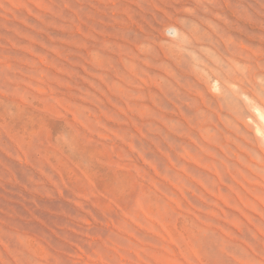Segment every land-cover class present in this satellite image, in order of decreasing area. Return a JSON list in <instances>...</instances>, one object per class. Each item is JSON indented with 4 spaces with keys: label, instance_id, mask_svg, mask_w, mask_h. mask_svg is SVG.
<instances>
[{
    "label": "rangeland",
    "instance_id": "obj_1",
    "mask_svg": "<svg viewBox=\"0 0 264 264\" xmlns=\"http://www.w3.org/2000/svg\"><path fill=\"white\" fill-rule=\"evenodd\" d=\"M264 0H0V264H264Z\"/></svg>",
    "mask_w": 264,
    "mask_h": 264
},
{
    "label": "bare ground",
    "instance_id": "obj_2",
    "mask_svg": "<svg viewBox=\"0 0 264 264\" xmlns=\"http://www.w3.org/2000/svg\"><path fill=\"white\" fill-rule=\"evenodd\" d=\"M262 115V114H261ZM262 117L264 118V116L262 115Z\"/></svg>",
    "mask_w": 264,
    "mask_h": 264
}]
</instances>
